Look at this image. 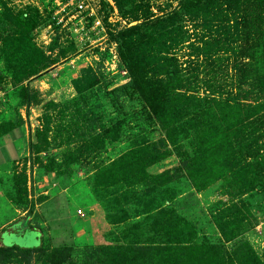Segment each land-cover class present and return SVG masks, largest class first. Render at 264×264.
Segmentation results:
<instances>
[{
    "label": "rangeland",
    "instance_id": "obj_1",
    "mask_svg": "<svg viewBox=\"0 0 264 264\" xmlns=\"http://www.w3.org/2000/svg\"><path fill=\"white\" fill-rule=\"evenodd\" d=\"M79 1H83L82 8L77 6ZM177 1L150 0V3L153 11L159 14L173 8ZM29 5L37 7L43 17L34 28L31 40L45 54L60 58L29 81L30 88L36 92L38 104L31 105L29 110L20 105L18 113L16 104L21 98L19 90L22 84L12 81L0 53V124H16L19 114L23 120L20 125H14L4 138L6 143L1 151L7 159L14 157L16 160L11 162L6 175L1 176L2 171L0 173L1 246L34 248L42 242L50 249L67 244L72 247V258L81 264L94 253L93 249L102 251L107 246L116 248L121 244L170 241L173 239L170 233H174L177 222L176 226L188 224L184 230V238L189 240L186 242L222 244L226 249V245L231 248L234 241H247L264 262V191L250 189L252 175L249 170L241 169L247 161H252L249 158L245 160L244 156L250 143L246 139L251 125L264 132V117L257 120L261 112L254 118L243 119L246 120L244 126L250 123L248 128L233 124L227 127L228 130L221 131L223 141L229 146L227 154L224 151L225 155L238 162L236 171L230 175L231 186L223 188L217 186V182L200 190L192 184L185 170L182 174L175 170L182 161L197 158L196 149L199 147L194 141L202 134L200 129L191 127L185 121L180 122L185 130L180 131L175 145L156 144L164 136L163 129L156 119L146 117L136 95L122 94L118 100L115 98L117 102L110 98L104 100L102 123L105 127L96 125L92 133L89 124L83 122L85 117L76 115L74 107L65 104L74 96L73 79L83 67H99L113 86L128 80L126 71L120 65L116 46L106 34L99 0H0V12L5 6L19 10ZM108 21L112 28L125 26L128 22L119 16L116 8L110 12ZM186 27L193 29L190 22H186ZM55 36H58L55 51L50 52L48 46ZM191 39L194 40L193 37ZM188 50L183 45L175 56L183 74L190 78L191 73L199 76L193 79L192 82L198 83L193 85L190 93L212 99L225 96L253 104V97L246 95L250 87L248 78L239 70L249 61L244 53L240 54L235 70L231 58L224 57L221 67H216L219 73H215L217 79L211 82L214 84L211 87L206 83L207 78L214 76L210 65L206 62L200 64L201 57H190ZM49 101L55 105L45 108V103ZM62 109H65L63 114L60 113ZM46 112L51 117L48 138L41 137L40 151L31 154L30 138L35 141V130L45 125ZM213 113L205 110L203 119L212 122ZM116 120L121 123L119 130L113 131L114 128H109ZM95 133L100 135L92 142L91 134ZM136 141L149 146L143 153L148 174L175 170L173 174L177 177L164 188L154 191H146V186H151V183L145 181L135 186L130 196H125L124 190L132 178L125 179L121 175L112 184L110 180L113 179L104 178L105 183L97 185V178H102L103 169L118 161L126 151L134 149ZM111 170L112 174L107 177L115 172L114 168ZM149 178L153 181L154 175H149ZM19 188L21 195L27 196L26 203L18 201ZM225 190L232 192L234 201L242 200L249 211V215L240 214L244 219L239 225L238 236L231 242H224L213 219L214 214L223 213L230 202ZM0 264L46 262L34 259L27 263L14 256Z\"/></svg>",
    "mask_w": 264,
    "mask_h": 264
},
{
    "label": "trees",
    "instance_id": "obj_2",
    "mask_svg": "<svg viewBox=\"0 0 264 264\" xmlns=\"http://www.w3.org/2000/svg\"><path fill=\"white\" fill-rule=\"evenodd\" d=\"M99 2L106 34L116 46L120 65L126 71L128 80L113 86L99 67H83L73 79L74 96L65 104L74 107L76 115L85 117L83 122L89 124L92 130L90 132L94 133L96 125L105 127L102 123L105 99L117 102L122 94L136 95L146 117L156 119L165 132L156 144L175 145L180 131L185 130L180 122L185 121L191 127L200 129L202 134L197 135L199 139L194 141L199 147L196 149L197 158L182 161L175 168L178 173L182 174L185 170L192 184L200 190L217 182V186L221 185L223 188L231 186L230 175L236 171L238 162L225 155L224 151L227 154L226 148L229 146L223 141L221 131L228 130L227 127L233 124L248 128L250 123L244 126L246 120L243 119L254 118L259 112L261 117L257 120L264 117V0H178L173 8L159 14L153 11L150 0ZM113 7L122 19L128 20L125 26L111 27L108 17ZM42 19L39 9L30 5L19 10L5 6L0 12V53L12 81L22 84L19 90L21 98L16 104L17 112L20 105L29 110L31 105L38 104L36 92L28 83L60 58L45 54L31 40L34 28ZM52 19L57 25L55 18ZM186 22L191 23V31L186 27ZM57 40L58 36H55L49 44L50 52L55 51ZM183 45L189 49L187 53L190 57H201L200 64L206 62L210 65L214 76L211 77L213 80L207 78L206 83L211 87L214 85L211 82L217 79L216 67H221L224 57L231 58L235 70L240 54L244 53L249 61L243 68H238L248 78L250 87L246 90V95L253 97V104L251 101L231 100L225 96L212 99L190 93L193 85L198 83L192 82L193 79L199 76L191 73L190 78L183 74L175 56V52ZM194 69L196 70L195 67ZM1 80L0 72V82ZM51 105H55L53 101L46 102L45 108H50ZM207 109L214 112L212 122L203 119V112ZM64 112L65 109L60 110L61 114ZM44 118L45 125L35 130V141L33 137L30 138L31 154L40 151L41 137L48 138L51 119L49 113L46 112ZM22 121L19 114L16 124L20 125ZM120 123V120H116L109 129L119 130ZM16 124H0V136L10 133ZM224 133L230 137L228 133ZM91 135L94 142L100 134ZM247 138L250 143L245 148L244 156L245 160L249 158L252 161H247L241 169L249 170L252 175L250 189L264 191V132L252 124ZM136 143L134 149L126 151L118 161L103 169L100 176L102 178H97V185L104 184V178L113 179L110 180L112 184L123 175L125 179H133L124 190V195L130 196L134 187L145 181L151 183V186H146V191H154L164 188L177 177L173 174L175 170L148 174L143 153L149 146L145 147L140 141ZM11 160L13 162L15 158ZM112 168L115 172L107 177L106 175L112 174ZM149 175H154L153 181ZM20 190L21 188L18 189V201L26 203L27 196H22ZM225 191L230 196V202L225 211L214 214L213 219L224 242H231L238 236L239 225L244 219L240 214L249 215V211L242 200L234 201L232 192ZM176 223L174 233H170L173 235L170 241L121 244L116 248L107 246L102 251L93 249L94 253L81 264H264L247 241H234L232 247L226 245V249L222 244L186 242L189 240H185L184 230L188 228V224L176 226ZM14 256H19L20 260L27 263L37 259L46 264H77L72 258V247L67 244L50 249L42 242L34 248L0 245V263L10 261Z\"/></svg>",
    "mask_w": 264,
    "mask_h": 264
},
{
    "label": "crops",
    "instance_id": "obj_3",
    "mask_svg": "<svg viewBox=\"0 0 264 264\" xmlns=\"http://www.w3.org/2000/svg\"><path fill=\"white\" fill-rule=\"evenodd\" d=\"M8 135V133L6 134H3L2 136L0 137H3L2 139H0V173L2 171V174L1 176L3 175H6V172L9 171L10 167H11V162L12 160L11 159H7L6 157H4V154H1V151H2V148L4 147L5 145V137ZM1 141H4L2 142L1 144ZM14 158V157H13ZM16 161V160H15ZM30 224V223H29ZM1 245V244H0Z\"/></svg>",
    "mask_w": 264,
    "mask_h": 264
},
{
    "label": "built area",
    "instance_id": "obj_4",
    "mask_svg": "<svg viewBox=\"0 0 264 264\" xmlns=\"http://www.w3.org/2000/svg\"><path fill=\"white\" fill-rule=\"evenodd\" d=\"M77 6L79 7V8H82L83 7V1H79V3L77 4ZM99 23V22H98ZM79 212V211H78Z\"/></svg>",
    "mask_w": 264,
    "mask_h": 264
}]
</instances>
